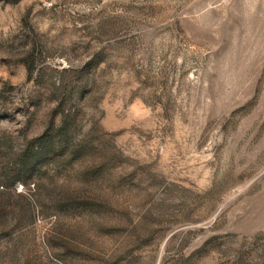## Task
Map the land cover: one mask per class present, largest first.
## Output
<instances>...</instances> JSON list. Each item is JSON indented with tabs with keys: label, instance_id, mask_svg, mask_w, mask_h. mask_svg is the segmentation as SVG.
Listing matches in <instances>:
<instances>
[{
	"label": "rangeland",
	"instance_id": "obj_1",
	"mask_svg": "<svg viewBox=\"0 0 264 264\" xmlns=\"http://www.w3.org/2000/svg\"><path fill=\"white\" fill-rule=\"evenodd\" d=\"M0 264H264V0H0Z\"/></svg>",
	"mask_w": 264,
	"mask_h": 264
}]
</instances>
